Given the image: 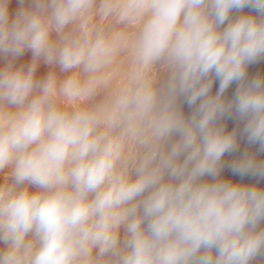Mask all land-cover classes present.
Masks as SVG:
<instances>
[{"label": "clouds", "instance_id": "obj_1", "mask_svg": "<svg viewBox=\"0 0 264 264\" xmlns=\"http://www.w3.org/2000/svg\"><path fill=\"white\" fill-rule=\"evenodd\" d=\"M18 2L10 19V0H0V264H250L264 255V189L220 178L241 137L264 153V76L247 73L264 58V0H105L131 34L77 30L96 0ZM26 51L30 63L17 66ZM122 54L126 81L104 103L80 106L109 84ZM41 64L52 70L38 78ZM225 118L237 127L226 131ZM257 154L245 150L228 167L264 180Z\"/></svg>", "mask_w": 264, "mask_h": 264}, {"label": "rangeland", "instance_id": "obj_2", "mask_svg": "<svg viewBox=\"0 0 264 264\" xmlns=\"http://www.w3.org/2000/svg\"><path fill=\"white\" fill-rule=\"evenodd\" d=\"M27 1V0H26ZM18 2V0H15V1H13V0H10V4H9V14H10V19L11 18H14V16H15V14L14 13H16L17 11H18V9L20 8V4H19V2ZM27 3V2H26ZM104 3H105V0H96V4H95V8H94V11H93V14H92V16H91V18H89V19H87V20H85L84 22H82V23H79V24H77L75 27L77 28V30L78 29H80L81 27H88V28H91L92 27V25L94 26V25H96L97 27H94V29L96 28V29H104V31L105 32H116V30L117 31H124V28L125 27H130V26H132V25H129V24H125V23H123L122 21H120L117 17H115V16H113V15H111V14H108V13H106L104 10H103V5H104ZM19 6V7H18ZM13 7V8H12ZM17 8V9H16ZM12 11V12H11ZM98 11V12H97ZM244 11V13L245 14H254L253 12H252V10L251 9H244L243 10ZM100 12V13H99ZM97 13H99V14H97ZM96 14V15H95ZM12 16V17H11ZM113 18V19H112ZM118 20V21H117ZM110 23H109V22ZM113 21V22H112ZM121 24H120V23ZM93 23V24H92ZM95 23V24H94ZM102 23V24H101ZM105 23H108V24H111V23H115V24H113V25H111V27H109L108 26V24H105ZM120 24V25H119ZM98 25H99V27H98ZM101 25H103V26H101ZM107 25V26H106ZM126 25V26H125ZM106 26V27H105ZM116 28H115V27ZM118 26V27H117ZM100 27H102V28H100ZM124 27V28H123ZM133 27V26H132ZM93 28V27H92ZM106 28V29H105ZM123 28V29H122ZM115 29V30H114ZM122 29V30H121ZM113 30V31H112ZM131 30V31H130ZM129 31L130 32H133L134 31V28H132V29H130ZM133 30V31H132ZM128 31V32H129ZM129 32V33H130ZM131 34V33H130ZM56 38H58L57 36H56V34H54V39H56ZM124 57V58H123ZM128 59V57H127V55L126 54H122L121 55V57H119L118 58V60H117V63H114L113 65L114 66H111L112 68H110V69H108L107 70V74H106V77L107 78H113L112 80V82H111V86H110V83L107 85V89L109 90V94H112V92L110 91V90H114V88H117L118 86H120L122 83H124L125 81H126V78H127V75H128V73H129V71H130V66H129V59L127 60L126 58ZM3 57H0V65H2V64H4V63H6V60H7V58H3ZM21 58V57H20ZM125 59V60H127V61H125V60H123V59ZM22 59V58H21ZM20 60V59H19ZM31 61V58L30 59H26V60H23V61H16V65L17 66H19L20 64H27V63H30V61ZM123 62H125V64L126 65H124V66H120L121 64L123 65ZM116 64V65H115ZM118 67V68H117ZM119 67H121V68H119ZM129 67V68H128ZM123 68V69H122ZM128 68V69H127ZM58 69V68H57ZM59 70V69H58ZM111 70V71H110ZM122 70H124V71H122ZM47 72L48 71H46L45 72V70H37V77L38 78H42L43 76H45L46 74H47ZM119 72H120V74H119ZM126 72V73H125ZM158 73V74H157ZM163 71L161 70V69H156V70H154L153 71V76L156 78V79H163ZM247 73H248V77L249 78H253V77H255V76H257V75H260V76H264V58H261L257 63H254V64H251V65H249V67H248V69H247ZM114 74L116 75V76H114ZM162 74V75H161ZM58 75V77L60 78V79H63L64 78V76L66 75V74H63V73H58L57 74ZM161 75V76H160ZM123 76H125V78L123 77ZM116 77V78H115ZM124 80V81H123ZM114 82V83H113ZM113 86H116V87H113ZM109 87H112V89H109ZM218 87H219V81H216V82H214V84H213V88H212V92H213V94L218 90ZM236 87H237V85L234 83V84H232L230 87H229V89L226 91V93H225V96L228 98V99H231V97L234 95V93H235V90H236ZM105 93H107L106 95H108L109 96V94H108V91H105ZM105 94H104V96H103V98H104V100H105V97L106 98H108V96H106ZM103 100V99H102ZM61 104L63 105V106H72L73 107V104H71V103H67V102H65L64 100H63V98H61ZM69 107V109L70 108H72V107ZM183 107H185V108H183ZM185 110V111H184ZM182 111L184 112V114L187 116V115H189L190 114V112H191V109L187 106V104H182ZM221 123H223L224 125H225V129H226V131H231L233 128H236L237 127V120L235 119V118H232V119H227V118H225V119H223L222 121H221ZM239 128L240 129H242L243 128V124L242 123H240L239 124ZM257 149H258V145H248L247 144V141H246V139L245 138H240L239 139V150L237 151V152H234V153H226L223 157H222V160H223V162H224V164H225V167L224 168H222V170H221V173H220V178H222V179H225V180H229V181H231V182H233V183H241V184H249V185H256V186H258L259 188H261V189H264V180H262V179H259V178H257V177H251V176H246V177H240V176H238V175H236V174H234L232 171H231V169H230V167H228V165H230L231 164V162L232 161H234V160H236V159H238L239 157H240V155L245 151V150H247L249 153H251V154H257ZM129 152H130V154L133 156V157H135L136 155H137V153H138V149H137V147L135 146V145H132V146H130V148H129ZM257 159H262V160H264V153H259V154H257ZM205 180H210L211 178H209V177H205L204 178ZM236 180V181H235ZM0 181H2V178H0ZM31 191H36V189L35 188H31L30 189ZM259 227H261V228H264V221H262L261 222V224L259 225ZM250 264H264V255H262V256H259V257H257L255 260H253V261H251L250 262Z\"/></svg>", "mask_w": 264, "mask_h": 264}, {"label": "bare ground", "instance_id": "obj_3", "mask_svg": "<svg viewBox=\"0 0 264 264\" xmlns=\"http://www.w3.org/2000/svg\"><path fill=\"white\" fill-rule=\"evenodd\" d=\"M13 1H15V0H13ZM27 2V1H26ZM18 3V2H17ZM10 4V3H9ZM19 7V6H18ZM13 8V7H12ZM17 9V8H16ZM19 10V9H18ZM12 12V11H11ZM98 12V11H97ZM100 13V12H99ZM99 13H97V14H99ZM15 14V13H14ZM96 15V14H95ZM12 17V16H11ZM113 19V18H112ZM118 21V20H117ZM109 22V21H108ZM113 22V21H112ZM110 23V22H109ZM120 23V22H119ZM124 23V22H123ZM93 24V23H92ZM95 24V23H94ZM102 24V23H101ZM105 24H108V23H105ZM113 24H115V23H111V24H108V26L109 27H111V25H113ZM121 24V23H120ZM119 24V25H120ZM130 25V24H129ZM101 26H103V25H101ZM107 26V25H106ZM105 26V27H106ZM126 26V25H125ZM133 26V25H132ZM132 26H128V27H123L124 28V31H126V32H128L130 29H132V28H134V26L132 27ZM92 27L94 28V27H97L96 25H92ZM91 27V28H92ZM98 27H99V25H98ZM104 27V26H103ZM115 27V26H114ZM118 27V26H117ZM100 28H102V27H100ZM116 28V27H115ZM122 28V29H123ZM96 29V28H95ZM99 29V28H98ZM106 29V28H105ZM121 29V30H122ZM104 30V29H103ZM115 30V29H114ZM113 31V30H112ZM117 31V30H116ZM123 31V30H122ZM131 31V30H130ZM129 31V32H130ZM133 31V30H132ZM128 32V33H129ZM130 33H132V32H130ZM129 33V34H130ZM55 34V33H54ZM121 57V56H120ZM128 57V56H127ZM22 58V59H21ZM21 58L19 57L18 59H17V61L19 62H21V61H23V60H28V59H30L31 58V52L30 51H26L25 53H24V55L23 56H21ZM124 58V57H123ZM122 58V59H123ZM126 58V57H125ZM3 59V58H2ZM20 59V60H19ZM127 59V58H126ZM4 60V59H3ZM123 60H125V59H123ZM128 60V59H127ZM127 60H125V61H127ZM30 61V60H29ZM128 62V61H127ZM1 63V62H0ZM116 63H117V61H116ZM129 64V63H128ZM18 65V64H17ZM116 65V64H115ZM124 65H126L125 64V62H123V65L121 64L120 66H124ZM112 66H114V65H112ZM125 67V66H124ZM112 68V67H111ZM118 68V67H117ZM119 68H121V67H119ZM126 68V67H125ZM129 68V67H128ZM127 68V69H128ZM123 69V68H122ZM37 70H45V72L46 71H50V70H52L51 69V67L50 66H48V65H44V64H41L39 67H38V69ZM55 71L57 72V74L59 73V70L58 69H55ZM111 71V70H110ZM122 71H124V70H122ZM126 73V72H125ZM107 74V73H106ZM105 74V75H106ZM119 74H120V72H119ZM158 74V73H157ZM163 74V73H162ZM161 74V75H162ZM160 75V76H161ZM114 76H116L115 74H114ZM60 77V76H59ZM124 78H125V76H123ZM114 78V77H113ZM113 78H107L108 79V81H109V83H110V86H111V82L113 81L112 79ZM116 78V77H115ZM158 80V79H157ZM160 80V79H159ZM124 81V80H123ZM114 83V82H113ZM109 86V85H108ZM113 87H116V86H113ZM119 87V86H118ZM109 89H112V87H109ZM115 89V88H114ZM105 91H108V94L110 93L109 92V90L107 89V86H102L98 91H97V93L95 94V96L94 97H92V98H90V99H88V100H86V101H83L82 103H81V105L80 106H88V107H93V106H95V105H99V104H102V103H104L108 98H109V96L111 95V94H109V96L108 95H106L107 93H105ZM111 92H113L112 90H110ZM104 94L106 95V96H108V98H106L105 97V100H104V98H103V96H104ZM103 99V100H102ZM71 106V105H70ZM70 106H66L67 108H69ZM74 106H76V105H73V107ZM72 107V106H71ZM183 108H185V107H183ZM71 109V108H70ZM185 111V110H184ZM236 181V180H235Z\"/></svg>", "mask_w": 264, "mask_h": 264}]
</instances>
